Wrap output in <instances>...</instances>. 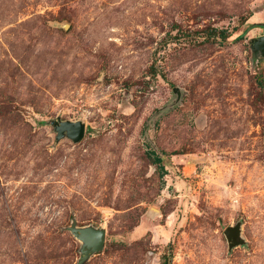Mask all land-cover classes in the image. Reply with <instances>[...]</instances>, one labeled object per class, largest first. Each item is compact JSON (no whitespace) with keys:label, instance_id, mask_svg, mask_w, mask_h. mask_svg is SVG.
Here are the masks:
<instances>
[{"label":"rangeland","instance_id":"rangeland-1","mask_svg":"<svg viewBox=\"0 0 264 264\" xmlns=\"http://www.w3.org/2000/svg\"><path fill=\"white\" fill-rule=\"evenodd\" d=\"M262 37L264 0H0V264H77L71 226L83 264H264Z\"/></svg>","mask_w":264,"mask_h":264},{"label":"water","instance_id":"water-1","mask_svg":"<svg viewBox=\"0 0 264 264\" xmlns=\"http://www.w3.org/2000/svg\"><path fill=\"white\" fill-rule=\"evenodd\" d=\"M254 44L260 48L264 54V37L256 39ZM54 130L56 132V140L64 137L71 140L73 143H78L82 140L85 132V127L80 122H55ZM240 227L237 225L234 228H228L225 231V236L231 247L236 245V238L238 237ZM69 232L82 243L80 250V259L77 264H83L88 258L101 251L104 245L105 232L103 230H96L93 228H78L71 226L68 228Z\"/></svg>","mask_w":264,"mask_h":264},{"label":"trees","instance_id":"trees-1","mask_svg":"<svg viewBox=\"0 0 264 264\" xmlns=\"http://www.w3.org/2000/svg\"><path fill=\"white\" fill-rule=\"evenodd\" d=\"M219 36H220V39H221V40H226V39L228 38V36L226 35V33L223 32V31L219 33ZM154 164L158 166V169H159L161 172L164 171V169H163V167H162V165H161V160H160L159 158L154 159Z\"/></svg>","mask_w":264,"mask_h":264}]
</instances>
